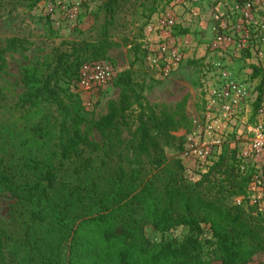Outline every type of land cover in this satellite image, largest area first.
<instances>
[{
    "label": "trees",
    "instance_id": "obj_1",
    "mask_svg": "<svg viewBox=\"0 0 264 264\" xmlns=\"http://www.w3.org/2000/svg\"><path fill=\"white\" fill-rule=\"evenodd\" d=\"M45 1L56 0H0V19ZM171 1L100 0L96 34L31 59L28 36L0 44V264H251L264 254V212L233 203L251 170L240 172L238 147L223 145L190 181L180 157L192 129L184 101H149L160 81L135 69L145 24ZM122 44L132 59L112 80L117 95L99 113L86 109L81 65L109 61ZM9 53L27 61L18 82L6 78ZM251 67L253 111L264 70ZM177 228L186 232L168 235Z\"/></svg>",
    "mask_w": 264,
    "mask_h": 264
},
{
    "label": "built area",
    "instance_id": "obj_2",
    "mask_svg": "<svg viewBox=\"0 0 264 264\" xmlns=\"http://www.w3.org/2000/svg\"><path fill=\"white\" fill-rule=\"evenodd\" d=\"M90 1L74 0L76 5ZM195 2L172 0L145 24L141 43L144 64L153 80L176 72L198 45L193 35L177 31L181 23L177 9ZM59 6L63 7L62 0L47 4L49 11ZM214 12L216 23L204 49L208 56L203 70V108L192 120L191 137L182 151L183 157L195 163V171L187 178L196 181L223 145L237 146L240 172L251 170L245 193L234 197L233 203L264 212V86L252 111L255 81L250 65L253 59L264 70V0L219 2ZM116 72L107 60L86 62L79 69L77 89L97 96L112 83Z\"/></svg>",
    "mask_w": 264,
    "mask_h": 264
},
{
    "label": "rangeland",
    "instance_id": "obj_3",
    "mask_svg": "<svg viewBox=\"0 0 264 264\" xmlns=\"http://www.w3.org/2000/svg\"><path fill=\"white\" fill-rule=\"evenodd\" d=\"M63 7L59 6L49 11L47 4L49 1L40 2L36 8L30 11H21L0 19V44L7 36L17 34L28 36L33 45L27 52V57L31 59L34 56L48 52L53 46L64 39H76L84 35L96 34L97 24L94 21V12L100 0H91L90 2H81L78 5L74 0H62ZM139 24L132 26L130 36H137L140 32ZM205 41H200L204 44ZM127 45H120L108 53V60L117 69H124L132 59L128 52ZM7 68L6 78L11 82H18L22 66L27 61L17 53H9L6 56ZM200 64L187 67L182 70L180 76L175 81L165 83L161 80L159 84L145 92L146 97L151 102H165L168 105H174L176 102L184 101V107L191 118V124L194 117L201 115L204 94V75ZM140 69L146 74L147 80L151 75L144 64L136 63L135 69ZM152 79V78H151ZM78 90V89H77ZM80 92V91H79ZM118 89L112 84L102 89L97 96H92L80 92L82 102L86 109L94 110L99 113L104 110L105 102L117 95ZM182 133L179 131L178 134ZM94 138L99 139V135L94 133ZM186 141V138H185ZM166 155L175 153L173 148H166ZM194 170L186 168V176ZM5 207L0 205V216H3ZM3 218V217H2ZM186 232L184 228H177L168 232L170 236H180ZM146 235L152 240H158L161 235L151 227L145 228ZM251 264H264V254L255 256Z\"/></svg>",
    "mask_w": 264,
    "mask_h": 264
},
{
    "label": "crops",
    "instance_id": "obj_4",
    "mask_svg": "<svg viewBox=\"0 0 264 264\" xmlns=\"http://www.w3.org/2000/svg\"><path fill=\"white\" fill-rule=\"evenodd\" d=\"M233 1L234 0H197V2L189 5L188 7H185L183 9H177V13L181 22L179 26H177V31L182 34H188L189 37L193 35L196 41L198 42V45L195 47L194 52L191 53L183 61L180 68L176 72H174L167 78L162 79L165 80V83L169 81H175L180 76L182 70L187 67H192L196 64H200L202 65L201 69L204 70L205 61L208 56L204 55L205 45L207 42H209L210 38L212 37V27L216 23V20H214V10L219 4V2L232 3ZM193 11L195 12V15L193 14ZM200 41H205V43L200 44ZM250 62V65H256L253 59H251ZM128 67L129 64L124 69ZM188 134L186 135V139L191 137V134ZM180 157L186 168L192 170L195 167L194 161L189 157H183L182 152L180 154Z\"/></svg>",
    "mask_w": 264,
    "mask_h": 264
}]
</instances>
